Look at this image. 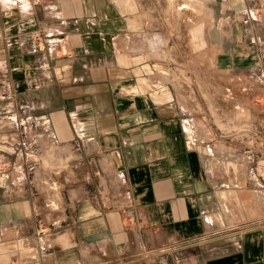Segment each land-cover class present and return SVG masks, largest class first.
<instances>
[{
	"label": "crops",
	"instance_id": "crops-1",
	"mask_svg": "<svg viewBox=\"0 0 264 264\" xmlns=\"http://www.w3.org/2000/svg\"><path fill=\"white\" fill-rule=\"evenodd\" d=\"M183 1L0 0V264H264V0Z\"/></svg>",
	"mask_w": 264,
	"mask_h": 264
},
{
	"label": "built area",
	"instance_id": "built-area-1",
	"mask_svg": "<svg viewBox=\"0 0 264 264\" xmlns=\"http://www.w3.org/2000/svg\"><path fill=\"white\" fill-rule=\"evenodd\" d=\"M185 145L187 148H192L195 143H196V137H195V133L192 129L187 128L185 131ZM56 182H50L49 187L50 188H55L56 187Z\"/></svg>",
	"mask_w": 264,
	"mask_h": 264
},
{
	"label": "rangeland",
	"instance_id": "rangeland-1",
	"mask_svg": "<svg viewBox=\"0 0 264 264\" xmlns=\"http://www.w3.org/2000/svg\"><path fill=\"white\" fill-rule=\"evenodd\" d=\"M178 3L186 4L187 7L191 8L190 4L186 3V1H183V0H171V4L172 5H174V4L177 5ZM157 70H160V69L157 67Z\"/></svg>",
	"mask_w": 264,
	"mask_h": 264
},
{
	"label": "bare ground",
	"instance_id": "bare-ground-1",
	"mask_svg": "<svg viewBox=\"0 0 264 264\" xmlns=\"http://www.w3.org/2000/svg\"><path fill=\"white\" fill-rule=\"evenodd\" d=\"M163 2H164V0H163ZM160 3H161V1H160ZM168 4H169V3H168ZM178 4H180V3H178ZM178 4H177V5H178ZM166 6H167V5H166ZM178 6H179V5H178ZM182 6H183V7H187L186 4H181V7H182ZM175 8H176V7H175ZM177 9H178V7H177ZM182 9H183V8H182ZM161 40H162V39H161Z\"/></svg>",
	"mask_w": 264,
	"mask_h": 264
},
{
	"label": "clouds",
	"instance_id": "clouds-1",
	"mask_svg": "<svg viewBox=\"0 0 264 264\" xmlns=\"http://www.w3.org/2000/svg\"><path fill=\"white\" fill-rule=\"evenodd\" d=\"M12 2L14 3V2H15V0H12ZM5 6H7V4H6Z\"/></svg>",
	"mask_w": 264,
	"mask_h": 264
}]
</instances>
